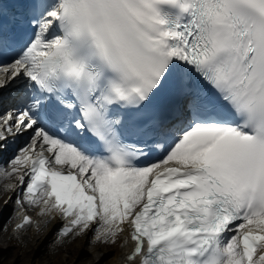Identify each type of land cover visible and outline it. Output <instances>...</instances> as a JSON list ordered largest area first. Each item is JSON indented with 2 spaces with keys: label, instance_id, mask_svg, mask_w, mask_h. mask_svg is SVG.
I'll return each instance as SVG.
<instances>
[{
  "label": "snow or ice",
  "instance_id": "6c2138e0",
  "mask_svg": "<svg viewBox=\"0 0 264 264\" xmlns=\"http://www.w3.org/2000/svg\"><path fill=\"white\" fill-rule=\"evenodd\" d=\"M15 3L0 157L28 134L4 173L27 203L65 238L128 232L124 264H264V0Z\"/></svg>",
  "mask_w": 264,
  "mask_h": 264
},
{
  "label": "rangeland",
  "instance_id": "374dc122",
  "mask_svg": "<svg viewBox=\"0 0 264 264\" xmlns=\"http://www.w3.org/2000/svg\"><path fill=\"white\" fill-rule=\"evenodd\" d=\"M3 194L4 191H1L0 200ZM0 227L4 231V224H0ZM6 234L7 237L4 244L0 245V264H73L74 262L75 264H111L118 256V252H114L113 250H111L113 252H101L102 248H110V246L99 244L100 249L98 253L101 252V254L93 260L98 253H90L91 245L89 243L84 245L80 243L82 235L77 236L76 239L71 238L69 243L68 241L64 242V246L56 250H54V242L45 241L44 237L37 249H34L36 251H33L32 243L34 241L25 243L26 240L23 238H16L10 236L8 233ZM34 252L38 253L34 254Z\"/></svg>",
  "mask_w": 264,
  "mask_h": 264
},
{
  "label": "bare ground",
  "instance_id": "6f19581e",
  "mask_svg": "<svg viewBox=\"0 0 264 264\" xmlns=\"http://www.w3.org/2000/svg\"><path fill=\"white\" fill-rule=\"evenodd\" d=\"M0 78H3V77L0 76ZM15 89H17V88L15 87L14 90ZM27 137H28V134H27ZM24 144H26L25 143V140H22V144L20 146H23ZM10 156H11V154L7 155V159ZM5 162L6 161H4V160L0 161V163H3V165H0V168H2L4 170L3 172H0V191L4 190L5 187H9L10 186V184H11V180L10 179L13 176V174L12 175H5L4 174L5 172H10L11 171V165L8 164L6 166L5 165ZM9 201H10V198L7 199L6 201L5 200L2 201L3 209L0 212V223L3 220V218L6 216L7 212L11 208V205H10V202ZM34 220H35V222H34V224L30 228L29 227L24 228V229H22L21 231H19L17 233V235H19L21 237H24L27 242L34 241L32 243V245H33L32 250L33 251H36L34 249H37L38 245L41 243V240L43 239V236L42 235H40L39 237H36L35 228L37 226H39V227L41 226L44 229L47 228V230L45 232L46 238L48 237V238H52V239H56L57 240V243H56L57 246H56L55 249H60V247L64 246V242H66V241H68V243H69V240H71V237L74 236L75 239L77 237V235L76 236L75 235H72V236H68V237L63 238V239H57L56 236H53V237L51 236L52 230H54V227L59 222V218L55 214L49 215L47 217H42L40 215V211H39V212H36L35 213ZM46 220H49V222L46 225H43ZM25 231H26V233H24ZM91 237H92V240L95 242L94 244H90L89 243V240H90ZM5 239H6V234L0 229V245H3L4 244ZM45 241H47V239ZM117 241L119 242V245L118 246H115V245L111 244L110 245V248H102L101 247L103 249L101 252H113V251L114 252L115 251L118 252L117 253L118 256L116 257V259L111 264H124V258L127 256V253L130 251L129 250V247H130V238H129L128 232L122 233L119 236V238H118ZM98 242H103V240L97 241L95 239V232L92 233L91 231H88L86 233H83L82 234V239L80 240V243H83V245L86 244V243H89L91 245V248H90L91 249L90 250V253L91 254L98 253V250L100 249V246H99V243ZM111 250H113V251H111ZM33 251H32V253H33ZM87 252H89V251L87 250ZM101 252H99L93 258V260H95L98 256H100ZM32 253H31V255H33ZM37 253L38 252H34V254H37ZM73 264H75V262Z\"/></svg>",
  "mask_w": 264,
  "mask_h": 264
}]
</instances>
